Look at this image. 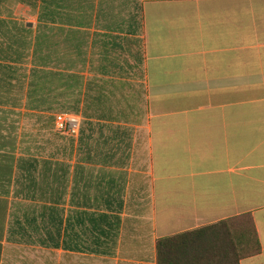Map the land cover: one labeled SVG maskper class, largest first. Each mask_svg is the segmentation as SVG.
<instances>
[{
    "label": "crops",
    "instance_id": "1",
    "mask_svg": "<svg viewBox=\"0 0 264 264\" xmlns=\"http://www.w3.org/2000/svg\"><path fill=\"white\" fill-rule=\"evenodd\" d=\"M34 69L47 93L74 78L76 112L32 106ZM22 158L58 163L67 215L89 189L112 222L10 232L35 210L12 216ZM243 214L262 252L241 264H264V0H0V264H158V239Z\"/></svg>",
    "mask_w": 264,
    "mask_h": 264
},
{
    "label": "trees",
    "instance_id": "2",
    "mask_svg": "<svg viewBox=\"0 0 264 264\" xmlns=\"http://www.w3.org/2000/svg\"><path fill=\"white\" fill-rule=\"evenodd\" d=\"M36 64L37 66H40ZM73 68V63L68 68ZM30 102L36 109L45 108L50 111L76 112L74 106L75 81L71 77L66 94H56L55 90L44 91L42 71H32ZM57 77V76H56ZM50 79L51 84L57 81ZM71 87V90H69ZM59 166L52 160L22 158L19 161L17 183L21 186L22 196L31 201H40L39 211L31 210L22 219H16L10 226V232L16 231H63L101 229L112 218L110 215L97 217L90 212V191L86 190L83 200L76 201L78 191L72 192V207L83 210H72L69 215L65 209L66 189L59 188ZM80 197V196H79ZM118 211H122L121 195ZM117 223H111V230H119ZM158 264H241L242 261L256 257L262 252V245L254 218L251 214L223 220L193 231L183 232L174 236L157 240Z\"/></svg>",
    "mask_w": 264,
    "mask_h": 264
},
{
    "label": "built area",
    "instance_id": "3",
    "mask_svg": "<svg viewBox=\"0 0 264 264\" xmlns=\"http://www.w3.org/2000/svg\"><path fill=\"white\" fill-rule=\"evenodd\" d=\"M55 129L67 137L77 138L81 134L82 120L72 113H60L55 117Z\"/></svg>",
    "mask_w": 264,
    "mask_h": 264
},
{
    "label": "rangeland",
    "instance_id": "4",
    "mask_svg": "<svg viewBox=\"0 0 264 264\" xmlns=\"http://www.w3.org/2000/svg\"><path fill=\"white\" fill-rule=\"evenodd\" d=\"M49 140V139H48ZM50 142L47 143L46 139H44V146H45V150L44 153H47L48 155H51L52 157H57L58 155V137L57 136H51L50 137ZM58 158V157H57ZM16 199V198H15ZM15 202L12 208V216L15 218V216H19L21 214V216L30 208H33L35 210H37L39 208V204L38 203H32L30 202H23L21 200H14Z\"/></svg>",
    "mask_w": 264,
    "mask_h": 264
}]
</instances>
